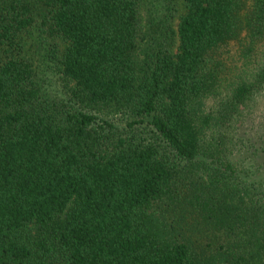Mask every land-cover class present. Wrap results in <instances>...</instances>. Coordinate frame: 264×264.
I'll return each mask as SVG.
<instances>
[{
	"label": "trees",
	"instance_id": "trees-1",
	"mask_svg": "<svg viewBox=\"0 0 264 264\" xmlns=\"http://www.w3.org/2000/svg\"><path fill=\"white\" fill-rule=\"evenodd\" d=\"M0 264H264V0H0Z\"/></svg>",
	"mask_w": 264,
	"mask_h": 264
},
{
	"label": "rangeland",
	"instance_id": "rangeland-1",
	"mask_svg": "<svg viewBox=\"0 0 264 264\" xmlns=\"http://www.w3.org/2000/svg\"><path fill=\"white\" fill-rule=\"evenodd\" d=\"M24 41H25V38H24ZM33 41V36H32V40L31 39H26V42H27V47H28V52H27V56L31 57L30 56V52L32 50V42ZM26 46V45H25ZM37 51V52H36ZM32 52L35 54V56L37 55L36 59V63L37 64H40L41 62L44 61V56L46 57V53L45 51H41L39 49L37 50H32ZM50 59H52V56H49ZM46 69H48V78H47V84L50 88V90H54V89H60L62 88L63 86V83H64V80H60L59 77H58V74L56 72V70L51 66V67H45ZM260 104V103H259ZM244 122L247 123V127L251 126V118L248 117L247 118V115L244 119Z\"/></svg>",
	"mask_w": 264,
	"mask_h": 264
}]
</instances>
